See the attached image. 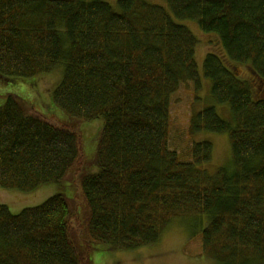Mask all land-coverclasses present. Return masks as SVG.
I'll use <instances>...</instances> for the list:
<instances>
[{
    "label": "trees",
    "instance_id": "obj_1",
    "mask_svg": "<svg viewBox=\"0 0 264 264\" xmlns=\"http://www.w3.org/2000/svg\"><path fill=\"white\" fill-rule=\"evenodd\" d=\"M178 19L214 33L229 59L264 86V0H166ZM146 0H0V76L63 66L53 102L78 121L102 118L95 164L83 136L15 93L0 104V187L30 191L75 182L12 213L0 203V264H93L91 253L156 242L177 217L208 215L202 251L222 264H264V95L206 53L213 105L190 115L188 136L227 133L229 164L214 173L208 140L181 158L169 144L171 96L201 80L196 36ZM237 75V76H236ZM76 178L77 182H76Z\"/></svg>",
    "mask_w": 264,
    "mask_h": 264
},
{
    "label": "rangeland",
    "instance_id": "obj_2",
    "mask_svg": "<svg viewBox=\"0 0 264 264\" xmlns=\"http://www.w3.org/2000/svg\"><path fill=\"white\" fill-rule=\"evenodd\" d=\"M104 1L112 5L116 2V0ZM146 1L164 6L170 12L166 0ZM170 14L177 22L186 25L197 38L195 61L201 86L195 89L193 83L185 82L171 96L169 144L184 159L188 157V148L193 141H210L213 145L212 158L202 164L201 168L212 174L220 166L230 162L231 148L228 134L200 132L188 136V120L192 113L208 105H213L223 119L233 122V118L230 107L225 103L214 101L210 95V80L203 75V60L206 53L213 52L219 55L224 65L232 69L239 79L251 82L250 85L252 84L257 93L264 95V86L252 75L247 64L228 58L216 34L201 31L195 20L178 19L171 12ZM62 73L63 66L59 65L50 72L32 77L0 76V104L4 102L7 93H15L32 103L40 112L53 116L58 121L72 123L83 136L84 152L88 160L87 171L95 172L98 170L95 156L103 119L78 121L70 118L54 104L53 92L61 80ZM76 191V183L68 181L42 184L30 191L0 187V203L7 205L12 213H18L24 208L40 204L56 193H64L71 197ZM207 222V214L177 217L169 223L156 242L135 249L118 250H111L107 244L101 243L92 251L91 260L93 264H222L202 251L201 232Z\"/></svg>",
    "mask_w": 264,
    "mask_h": 264
}]
</instances>
